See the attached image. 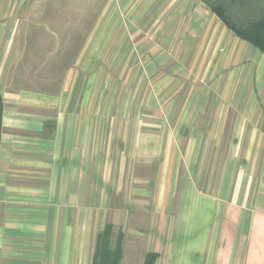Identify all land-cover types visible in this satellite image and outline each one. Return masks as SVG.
Returning <instances> with one entry per match:
<instances>
[{
    "label": "crops",
    "instance_id": "crops-1",
    "mask_svg": "<svg viewBox=\"0 0 264 264\" xmlns=\"http://www.w3.org/2000/svg\"><path fill=\"white\" fill-rule=\"evenodd\" d=\"M34 4L0 0V264H91L110 211L155 264H264V54L201 0H101L52 73Z\"/></svg>",
    "mask_w": 264,
    "mask_h": 264
},
{
    "label": "rangeland",
    "instance_id": "rangeland-1",
    "mask_svg": "<svg viewBox=\"0 0 264 264\" xmlns=\"http://www.w3.org/2000/svg\"><path fill=\"white\" fill-rule=\"evenodd\" d=\"M25 2H28L30 4H36V2H39V5H43L44 10H38L41 9V7H38L36 10L30 11V18L31 19H37L42 18L41 25L39 27H36L34 29L39 30L38 37L42 40L46 39L48 40L47 43H44L43 52H47L49 49V45L52 44V49H56V53L53 55H50L48 60H46L44 63L47 62V65L44 64V66L47 67L52 73L55 72V69H59L60 67H64L65 65H70L71 61V55L74 51H77L83 41L84 35L89 29V26H87V17L91 16V13L89 12L90 9H95V7L99 6L101 3V0H24ZM34 4V5H35ZM34 7V6H32ZM40 15V16H39ZM92 17V16H91ZM51 31V32H49ZM33 35H36V33L33 32V27H29V37L31 39L33 38ZM36 37V38H38ZM37 40V39H36ZM66 41V42H65ZM70 41V42H69ZM31 42L29 44L28 54L30 57L34 54L36 44L34 43L32 45ZM48 47H46V45ZM35 45V46H34ZM42 47V48H43ZM62 47L63 52H62ZM61 52H60V51ZM40 52L41 50L38 49ZM78 64L83 65L87 60L84 58H80ZM39 62L43 64V61L39 59ZM27 68V67H25ZM44 72V71H43ZM43 72L39 70V76L42 78L45 75H43ZM51 73V74H52ZM29 78V77H28ZM39 78V77H38ZM27 81H30L28 79ZM31 83V82H29ZM32 83H34L32 81ZM41 83V82H40ZM106 189V188H105ZM108 190V188H107ZM110 190V197H111V208L113 206H116L115 199H117V196L114 194V190L109 187ZM106 223H111L114 228V232L121 230L123 233V245L122 248H124V245L127 246V252H126V259L131 262L133 260V263H138L142 260V257L144 255V249L147 247V243L149 244L148 237L144 238H138L137 235L133 236L134 229L137 226V223L140 225L142 230L144 232H149L151 229H156L152 219H147L146 217L142 218L141 220H127L129 221V224L123 221V219H119L118 215L114 214L113 211H110L109 218L106 219ZM122 224H119V223ZM137 222V223H135ZM104 224V226H105ZM127 225L126 229L131 228V233L126 234L125 227ZM102 225H99L95 229V238L98 232H100L103 227ZM101 228L100 231H98V228ZM95 242V241H94ZM153 242V241H152ZM151 245V244H150ZM123 258V257H122ZM125 262V261H124ZM123 262V264H124ZM122 263V260H121Z\"/></svg>",
    "mask_w": 264,
    "mask_h": 264
},
{
    "label": "trees",
    "instance_id": "trees-1",
    "mask_svg": "<svg viewBox=\"0 0 264 264\" xmlns=\"http://www.w3.org/2000/svg\"><path fill=\"white\" fill-rule=\"evenodd\" d=\"M237 37L264 54V0H201ZM2 99L0 95V134ZM123 233L114 232L111 223L97 233L91 264H121ZM158 253L146 252L141 264H155Z\"/></svg>",
    "mask_w": 264,
    "mask_h": 264
}]
</instances>
